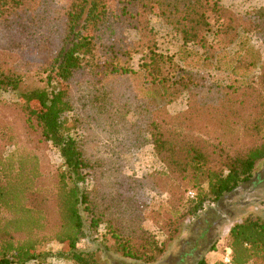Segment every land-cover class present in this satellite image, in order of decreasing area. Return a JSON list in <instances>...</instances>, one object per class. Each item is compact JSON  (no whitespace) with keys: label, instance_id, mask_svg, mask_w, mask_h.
<instances>
[{"label":"trees","instance_id":"obj_1","mask_svg":"<svg viewBox=\"0 0 264 264\" xmlns=\"http://www.w3.org/2000/svg\"><path fill=\"white\" fill-rule=\"evenodd\" d=\"M152 14L180 36L177 58L157 50ZM247 35L264 42V7L238 14L218 0H0V90L19 99L27 133L56 148L62 162L46 179L38 155L0 131V264H39L50 254L40 249L47 241L75 264H108L102 250L144 262L161 255L144 228L120 224L100 204L105 194L104 209L139 195L144 179L121 175L94 199L83 136L92 126L137 140L148 135L166 175L193 192L182 205L190 218L251 181L264 158V87L253 76L264 74V59ZM206 68L225 69L231 82L207 84ZM184 93L186 119L215 120L218 134L208 145L164 108ZM228 131L231 141L221 136ZM241 136L249 141L240 144ZM227 237L229 264H264V210L234 223ZM82 239L91 247L79 248Z\"/></svg>","mask_w":264,"mask_h":264},{"label":"rangeland","instance_id":"obj_2","mask_svg":"<svg viewBox=\"0 0 264 264\" xmlns=\"http://www.w3.org/2000/svg\"><path fill=\"white\" fill-rule=\"evenodd\" d=\"M218 1L238 14L264 7V0ZM149 19L156 34L157 50L177 58L182 44L180 36L157 15L152 14ZM130 36L136 38L133 31ZM247 37L250 39L248 45H252L257 51L256 54L261 63L264 59V42L261 44L253 35H247ZM140 62V54L132 57L134 68L138 69ZM202 71L205 73L207 84L226 86L232 79L225 69L206 68ZM253 76L254 84L259 88L264 87V74H261V70ZM19 104V99L12 92L0 90V131L3 136H13L14 141H20V144L26 148H31L42 163L46 179H50L53 172L62 164L61 158L56 148L48 143L37 142L33 133L29 131L27 133L23 118L17 109ZM164 108L170 115L188 121V124L192 125L193 135L203 139L207 145L218 134L215 132L218 130L214 129L213 125L215 120L203 119L206 116L201 119L184 117L188 111L185 93L167 103ZM134 116L133 113H129L127 117L135 119ZM231 131L221 136L231 141L230 138H235ZM238 131L240 135H243L241 130ZM83 136L85 149L94 167V199L98 201V196L102 192L112 190L121 175L144 179L139 195L127 197L124 201L117 200L113 203L111 201V207L109 208V204L104 209L110 201V194H105L100 204L102 210L107 215L109 213L116 217L120 224L125 226L131 224L132 220L136 222L162 247L161 255L154 262H144L102 250V259L108 264H197L199 260L212 264L217 260H223L227 254L231 253L230 248L227 247L229 228L234 223L240 222L246 215L262 214L264 210V158L256 163L251 181L224 194L214 203H206V207L196 217L190 218L182 206L188 199L187 196H190L189 192H192L188 191L189 185L183 183L179 186L177 180L169 174L166 175L165 165L157 156L148 135L144 134L143 139L137 140L129 134L126 137L124 132L107 133L92 126L88 132L83 133ZM177 136L181 137V135ZM239 139L240 144H243L242 141H249V138L244 136ZM123 140L125 147H122ZM13 148V145L7 146L6 151H3L4 154ZM124 190L125 193L128 192L127 187H124ZM55 222L54 215L51 223ZM102 226L101 224L99 232L102 231ZM98 236V241H101L102 238ZM109 242L111 240L108 238L104 239L103 245ZM78 247L89 248L91 244L86 239H82ZM60 248L61 244L56 241L43 243L40 249L50 254L46 255L45 259L41 258L42 260L38 263L75 264L69 258H60L55 255Z\"/></svg>","mask_w":264,"mask_h":264},{"label":"built area","instance_id":"obj_3","mask_svg":"<svg viewBox=\"0 0 264 264\" xmlns=\"http://www.w3.org/2000/svg\"><path fill=\"white\" fill-rule=\"evenodd\" d=\"M189 195H190V196H193V192H189ZM223 261H224L225 263L229 264V263H230V254H227V255L225 256V258L223 259Z\"/></svg>","mask_w":264,"mask_h":264}]
</instances>
